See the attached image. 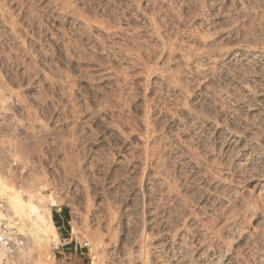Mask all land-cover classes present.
<instances>
[{"label":"rangeland","instance_id":"1","mask_svg":"<svg viewBox=\"0 0 264 264\" xmlns=\"http://www.w3.org/2000/svg\"><path fill=\"white\" fill-rule=\"evenodd\" d=\"M65 237L264 264V0H0V264Z\"/></svg>","mask_w":264,"mask_h":264},{"label":"built area","instance_id":"2","mask_svg":"<svg viewBox=\"0 0 264 264\" xmlns=\"http://www.w3.org/2000/svg\"><path fill=\"white\" fill-rule=\"evenodd\" d=\"M68 239L67 238L64 239L63 246L74 243L73 240H68ZM88 246H89L88 242H85L84 244L77 243L76 245H74L73 249L69 250L68 258L72 259L73 264H78L80 259L83 257L82 255H84V252L82 250L80 251V249Z\"/></svg>","mask_w":264,"mask_h":264},{"label":"crops","instance_id":"3","mask_svg":"<svg viewBox=\"0 0 264 264\" xmlns=\"http://www.w3.org/2000/svg\"><path fill=\"white\" fill-rule=\"evenodd\" d=\"M67 219H68V216H67ZM65 220H66V219H64L62 216H60V220H59V221H60L61 223L64 224V223H65ZM60 227H61V226H60ZM65 238H66V237H65ZM65 238H64V239H65ZM67 239H68V238H67ZM73 247H74V244H70V245L68 244V245H65L64 250L60 252V254L63 255V256H61V257H64V260H63V261H65L66 263L69 262V261H68V259H69V258H68V257H69V256H68V252H69V250L73 249ZM72 264H73V262H72Z\"/></svg>","mask_w":264,"mask_h":264},{"label":"trees","instance_id":"4","mask_svg":"<svg viewBox=\"0 0 264 264\" xmlns=\"http://www.w3.org/2000/svg\"><path fill=\"white\" fill-rule=\"evenodd\" d=\"M59 216H63L62 214H60Z\"/></svg>","mask_w":264,"mask_h":264}]
</instances>
